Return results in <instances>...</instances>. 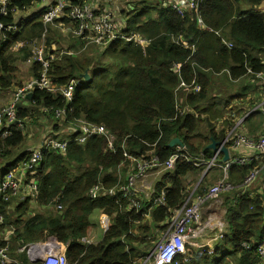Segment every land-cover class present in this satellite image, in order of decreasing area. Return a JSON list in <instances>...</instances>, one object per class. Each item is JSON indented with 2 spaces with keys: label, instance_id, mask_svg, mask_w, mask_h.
Segmentation results:
<instances>
[{
  "label": "trees",
  "instance_id": "trees-1",
  "mask_svg": "<svg viewBox=\"0 0 264 264\" xmlns=\"http://www.w3.org/2000/svg\"><path fill=\"white\" fill-rule=\"evenodd\" d=\"M91 1L71 0V4L82 6ZM127 2L132 8L136 4V0ZM263 3L264 0H202L196 10L203 21L204 28H201L195 12L180 16L169 0H140L141 10L132 11L126 6L120 13L122 23L115 21L124 25L125 31L148 39L150 44L145 49L117 42L104 48L91 46L85 51L81 40L72 35L67 40L70 45L63 46L65 37L57 25L70 28L68 19L48 26L44 38L46 52H51L53 45L55 51L52 52L56 56L49 68L52 84L65 86L72 80L82 79L86 71L90 81L76 89L68 105L58 95L38 89L32 92L30 100L18 104L17 120L23 123L24 130H13L9 137L0 138V164L13 165L28 160V152H20V149L26 140V123H33L38 114L49 115L55 122L51 138L67 134L74 120L103 125L114 138V152L107 149L105 139L95 137L84 145L70 144L63 155L46 152L39 169L27 176L37 187L34 198L25 197L21 201L13 198L4 202L0 197V215L4 220L0 235L13 230L9 241L11 253L27 243L53 241L66 246L67 264H133L148 255L157 240L159 226L170 219L172 211L182 207L191 191L190 182L200 179V169L185 159L177 160L174 169L155 184V195L167 191L165 207L156 209L146 218V202H141L140 210L135 211L121 195V203L115 205L109 197L101 195L93 199L88 193L96 186L107 191L122 184L118 177L126 173L119 167L124 161L121 152L124 141L128 153L135 158L152 152L164 163L182 147L185 149L182 154L188 158L203 155L206 161L211 159L213 151L208 146L213 141L222 143L235 123L232 117L223 115L224 107L214 109L215 101L209 100L213 75L227 70L231 80H239L264 73L261 60L264 13L257 9ZM38 6V0L11 3V7L23 11L22 14ZM39 12L42 10L23 18L18 31L0 47V92L22 86L14 84L15 66L19 61L28 64L30 79L39 76L40 66L31 61L29 47L16 48L18 42L29 45L41 38L44 29ZM16 19L18 16L9 15L0 18V22L9 25ZM176 40L194 45L196 51L191 55L189 49L174 43ZM222 40L232 44V50L227 49ZM174 65H182L179 76L187 84L195 77L200 87L197 94H184V105L179 107L174 93L179 77L172 71ZM27 101L28 107L23 108ZM185 107L192 108L198 115L183 113ZM45 108L52 111L45 113ZM62 108L71 112L64 120L57 121L53 110ZM223 116L220 125L224 128L218 133L215 122ZM173 139H178L181 146L169 148ZM225 147H229V143ZM222 157L219 154L220 160ZM257 167L259 163L255 161L230 167L227 181L234 189L223 198L227 229L217 235L212 248L196 249L186 245L185 254L171 264H263L259 246L264 242V175L261 173L253 184H258L254 191L238 196L245 178ZM215 170L213 180L223 176L221 170ZM211 172L196 188V195H202L212 185L207 181ZM33 206L44 213L34 212ZM101 213L111 217L108 231L91 245L83 244L81 240L87 238L88 231L95 225L92 220ZM2 246L4 243L0 240ZM18 260L27 264L23 256Z\"/></svg>",
  "mask_w": 264,
  "mask_h": 264
},
{
  "label": "built area",
  "instance_id": "built-area-1",
  "mask_svg": "<svg viewBox=\"0 0 264 264\" xmlns=\"http://www.w3.org/2000/svg\"><path fill=\"white\" fill-rule=\"evenodd\" d=\"M12 1L0 0V18H5L9 15H13L14 17L18 16V20L16 19L13 24L5 25L0 22V47L7 42L9 36L14 35L18 31L22 19L27 17V14L30 13L32 15L40 9L42 10L41 13L39 12L40 21L44 30L41 38L32 41L29 46L32 55L31 61L40 66L39 76L34 79H29L27 83L16 88L11 102L0 109V138L9 137L13 130H24L23 123L17 120V106L26 100V96L29 93H32L36 89L44 90L47 93L58 95L62 102L68 105L73 101L76 89L85 85V81L80 79L72 80L65 86L57 87L50 80L49 68L56 58L53 53L55 47L52 45L51 52H46L44 38L48 26H52L55 21L63 20L64 18L68 19L67 25L70 28H66L61 24H58L57 27L60 31H68L72 36L79 38L85 48L89 45L104 48L112 43L123 42L126 44H134L141 49H145L150 44V41L140 34L133 31H125V28L115 21L113 14L106 9L103 0H101V3H98L99 0H96L82 6H73L71 0H38V8L29 10L24 14H22L23 11L20 12L17 8L11 7ZM169 2L176 13L183 16L186 13H196L202 0H169ZM196 21L199 27L204 28L203 21L197 13ZM174 43L183 46L185 49H189L191 55L196 51L194 45L190 46L184 42L179 43L177 40ZM222 44L227 49L232 50V44L225 40H222ZM16 48L22 49V45L17 44ZM60 54L63 53L61 52ZM192 65L196 67V65ZM181 67L182 65H174L172 67L173 73L179 77L178 87L174 91L176 99L179 97L177 94L179 91L182 96L184 94L200 92V87L196 85L195 77L187 84L179 76ZM248 73L251 74L250 71ZM255 78L261 81L263 95L261 101L258 103V107L248 112L246 117L258 111L263 121L259 135L249 136L245 133L238 134L237 129L243 121L241 119L231 131L227 132L223 142L219 145L218 151L213 153L210 160L206 161L203 155H200L197 159L188 158L182 154L183 152L185 153V149L181 147L177 148L175 154L164 163H161L156 156H153L152 152L142 157H133L128 153L126 149L127 145L124 141L121 146L124 161L119 166L126 171L122 184H117L114 188L107 191H104L101 186H96L89 191L88 196L90 198L96 199L104 195L114 200L115 205L121 203V198L119 197L121 195L122 199H126L135 211L140 210L141 202H146L148 209L147 214L144 216L146 218L156 209L165 207L167 191L162 190L159 195H155V184L165 173H170L174 169L177 160L185 159L193 167L202 168L204 172L203 174L201 173L200 182L213 168L222 171V179L209 186L202 195H196L195 193L200 182L193 188L195 189L194 191L191 189L182 207L172 211L170 219L159 226L157 240L154 242L149 254L141 257L133 264H171L178 256L185 254L186 245L196 249H199L200 246L204 248L203 245L199 244V241L214 231H217L214 237V241H216L217 235L223 231L211 229L213 222L220 217L217 213V205L214 206V203L223 207V202L221 204L217 201V198L234 189L232 184L227 181L230 167L245 166L252 161L259 163V167L253 169L245 178L242 187L239 188L238 196L245 194L264 171V74L258 73L255 75ZM177 106L179 107L178 102ZM43 111L50 113L52 108H45ZM68 112H71V110L68 111L66 108L53 110L54 119L62 121ZM183 113H185L184 110ZM68 131L70 134L69 138H48L38 149L30 152L26 162L16 163L4 172L0 179V197L4 202H8L13 198L21 197L23 200L25 197L34 198L36 196V184L32 180H27V176L39 169L46 152H58L63 155L70 144L84 145L87 140L93 137L105 139L107 149L114 152V138L103 125L90 124L78 119L74 120L73 128L68 129ZM226 143H229V147H226L228 149V160L222 163V159L220 160L218 156L221 154L220 150L222 147H225ZM130 165L133 167L131 170ZM152 171H157L161 175L156 176V181L153 183V186L147 189L143 181ZM117 173L120 174V170ZM18 174L22 175L23 178H18ZM145 174L147 175L145 176ZM120 177L118 181H122ZM138 181H140L141 186L136 187ZM143 188L146 190H143ZM139 194L141 195L140 197L137 196ZM212 206L214 207L211 208ZM222 214L225 219V208ZM110 222L111 217L105 214L100 215L98 224L102 234L108 231ZM3 224V216L0 215V226ZM129 234L131 235V233ZM12 235L13 230L11 229L7 230L4 235H0V240L4 243V246L0 247V264H22L18 258L12 256L10 251L9 241ZM81 241L85 245L92 244V241H88L86 238ZM15 253L19 256H24L27 264H49V261H54L52 264H67L66 246L59 242L41 241L27 243L17 248ZM259 253L262 258L261 262L264 264V242L259 246Z\"/></svg>",
  "mask_w": 264,
  "mask_h": 264
},
{
  "label": "rangeland",
  "instance_id": "rangeland-1",
  "mask_svg": "<svg viewBox=\"0 0 264 264\" xmlns=\"http://www.w3.org/2000/svg\"><path fill=\"white\" fill-rule=\"evenodd\" d=\"M92 1H96V0H92ZM103 1H104V5H105L106 9L108 11H110L112 14L115 13V11L117 9L118 10L125 11L126 10V6L128 4L127 0H103ZM98 3H101V0H99ZM127 7L129 8L131 6H127ZM138 9H140V10L142 9V5L140 4V0H136V4L133 5L132 11H137ZM120 16H121V14H120ZM62 35L65 37V41L62 39V45L63 46H69L70 45V41H67V40H68V36H70L71 34L68 31H65V32L62 33ZM55 37H56V34H55ZM18 45H22V49H27L30 46V44L28 45L26 42H23V41L18 42ZM91 46H95V45L86 46L85 51L88 50ZM97 47H99V46H97ZM76 50H77V48H76ZM261 60L264 61V56H261ZM15 67H16V72H15V75H14V84L15 85H17V84L24 85L27 82L26 80L30 78L29 75H28V64H24L23 61H19ZM222 73H225L226 76L228 75L227 70L226 71L224 70V71H222L220 73H215L213 75L214 83H213V86L211 87V90L209 91V95H210L209 100H214L215 101L214 102L215 103L214 104V109H221L223 107V105H224V101L229 99V101L225 103V106L227 107L226 108V111L234 112L233 115H235V117L232 118V119L234 121L236 120V122H235V124H236L239 121L237 119H239V116L240 115L239 116L236 115L237 114V111H234L233 109L240 108L238 105L241 104V106H244V107H247L248 106V110H250L251 107H252V105L254 104V100H255L254 94H250V95L244 97L243 98V102L240 103V104H238L240 102V98L241 97H237L236 96V95H238V93L236 91V89H237V83H231V82L226 81V79H224V78L221 77L222 75H224ZM11 92L12 91H10L9 94H11ZM177 94L180 97H177L176 101L179 103L180 106H183L184 105V96H182V94H181L180 91ZM262 95H263V93H262ZM9 96L10 95H7V94L6 95L5 94H1V92H0V106H1L0 109L3 108V107H5V106H7V105H4V106H2V105L6 103V101H7V99H8ZM259 102H260V100H259ZM239 110L242 112L243 109H239ZM184 111H185L186 114L188 113V114L194 115V116L198 115L196 112H194V110H192V108H189V107H185L184 108ZM233 115H231V116H233ZM39 117L40 116L38 114V116L35 118V121L34 122H36V120H38ZM201 117H202V119L205 118L204 116H201ZM226 117H228V116H226ZM224 118L225 117L223 116V117L219 118L218 121L215 122V126H216V130L215 131L218 132V133H219V131H221L224 128L222 125H220V123L224 120ZM212 122L214 123V121H212ZM33 123H30V125H32ZM213 123H211V124H213ZM26 124H27V127H26V130H27L28 127H29V124L28 123H26ZM242 127H243V124L241 122L240 123V128L237 129V133L238 134L239 133H244L242 131ZM243 130L246 131V128L243 127ZM62 131H66V130H62ZM62 137L63 138H69L70 137V134L69 133L63 134ZM132 168L133 167L130 165V170ZM199 169H200V173L203 174V172H204L203 169L202 168H199ZM215 169L216 168H213L211 174L208 175V177H207V181H208V183L210 181V184H215L216 182H218L219 180L222 179V176H220V177H217L216 179L213 180V176L212 175L216 171ZM3 170H4V172L6 171V169H2L1 171H3ZM262 173L264 175V171ZM146 175L147 174H145V176ZM159 175H161L159 172L152 171V173H150L147 177H145L143 183L146 184V188L147 189L148 188H151L153 186V183L156 181V178L155 177L156 176H159ZM118 180H119V177H118ZM120 180L123 181V176L120 177ZM200 180H201V178L198 179L196 182L191 181L190 184H189V186H190L189 189H193L197 185V183L200 182ZM150 184H152V185H150ZM139 186H141L140 181H138L136 183V187H139ZM256 186H258V184L253 185L252 188L249 189V190H247V191L248 192L249 191H254L252 189L254 187H256ZM143 190H146V189L143 188ZM194 190L195 189H193V191ZM137 196L140 197L141 195L139 194ZM223 198H224V194H222L220 197H218L217 198V201H219L222 204ZM17 199H18V201H21L22 200L21 197L20 198H17ZM215 205H217V208L216 209H217V213L219 214L220 217H219L218 220H216V221L213 222V224H212L213 226L211 227V229L213 228V230L219 229L221 231H224V230L227 229V224H226L225 219H224V216L222 214V212L224 211V208L221 205H218V204H215L214 203V206ZM214 206H212L211 208H213ZM34 207L35 206H33V208H32V210L34 212H37L38 213V211H39L40 213H44L40 209L38 210L37 208H34ZM47 208L50 209V210H56L54 208H49V207H47ZM100 215H102V213L99 214L97 217H95L92 220V222L95 225L88 231V234H87V238L86 239L88 241H92V243H94L96 240L97 241L100 240L101 239V236H102V233L99 230V224H98V219H99ZM202 220H203V218H202ZM155 230H157V229H155ZM209 235H212V233H210ZM199 244L203 245L205 248H212L213 245H214V243L208 245V242L206 240L199 241ZM153 245H154V243H152V245H151L152 248H153ZM199 249H202V247L200 246ZM50 262L52 264L54 261H50Z\"/></svg>",
  "mask_w": 264,
  "mask_h": 264
},
{
  "label": "crops",
  "instance_id": "crops-1",
  "mask_svg": "<svg viewBox=\"0 0 264 264\" xmlns=\"http://www.w3.org/2000/svg\"><path fill=\"white\" fill-rule=\"evenodd\" d=\"M257 9H258L259 13H264V3L260 7H258ZM121 11H123V10H118L117 9L115 11V13H113V17L117 20L118 23H119V21H120V23H122V21H123L122 20L123 18L120 16ZM30 15H31L30 13L27 14V17H29ZM183 42L184 43H187L185 41H183ZM222 74H225V73H222ZM221 77L224 78V79H226V81H228V82L237 83V89H236V91H237L238 95H236V96L237 97H241L240 98V102L238 104H240V103L243 102V98L244 97H246V96H248L250 94H254L255 100H254V104L252 105V107H251L250 110H248V106L247 107H244V106H241V104L238 105L240 108H235L233 110L234 111H237V114L236 115H238V116L240 115L239 116V119H237V120L240 121L241 119H243L242 124H243V127L246 128V131L243 130V127H242V131L245 134H247L249 136H257V135H259L261 133L263 121H262L261 116L258 114V111H256L255 113L250 114L247 117H246V114L248 112H250L251 110L255 109L256 107H258V104L257 103L259 102V100L261 101V99H262L263 90H262L261 81L260 80L258 81L256 78H253L250 75H248V76H246L244 78H241L239 80H231L230 77H229V74L227 75V77H224V75H222ZM29 79H27L26 81L28 82ZM10 91H12L11 94H9ZM10 91L1 92V94L10 95L8 97L6 103L3 104L2 106L8 105L11 102V99H12L11 96H13L12 94H14V90L12 89ZM228 101H229V99L224 101L223 107L225 108V110L227 108L225 106V103L228 102ZM27 104H28V101H27V103H24L23 104V108H27L28 107ZM239 109H243L242 112ZM233 114H234V112L226 111V112H224L223 115L231 116ZM39 116L40 117L38 118V120H36V122H34L32 125H30V123L27 122L29 124V127L26 130V132H25V134H26V140H25V143H24V147L22 149H20V152L23 151V150H25L24 153H27L28 152L27 153L28 157L30 155V152L38 149L44 141H46L48 138H50L52 136V134H51V130L52 129L51 128H53V126L55 125V122L52 120L51 117H49V115H42V114L40 115L39 114ZM231 117L234 118L235 115H233ZM235 122H236V120H235ZM234 126H235V123H234ZM233 127L230 128L228 131H231L233 129ZM239 128H240V126H239ZM67 132L69 133V131H67ZM62 135L60 137H62ZM15 153H16V156H17L19 154L18 150ZM18 163H20V162H18ZM13 166H14V164L12 165V164H10V162H8V164H6L4 166H2L0 164V179H1V176L4 174V170L3 171H1V170L2 169H6V171H7L8 169H10L8 167H13ZM18 178L21 179V178H23V176L20 175V174H18ZM34 208H37V207L35 206ZM215 235L216 234H214V235H209L208 234L202 240L203 241L206 240L208 242V245L209 244H212V243H214V237H215ZM12 256L13 257H16V258H20V256L17 255L15 252L12 253Z\"/></svg>",
  "mask_w": 264,
  "mask_h": 264
},
{
  "label": "water",
  "instance_id": "water-1",
  "mask_svg": "<svg viewBox=\"0 0 264 264\" xmlns=\"http://www.w3.org/2000/svg\"><path fill=\"white\" fill-rule=\"evenodd\" d=\"M82 79L85 81V83H88L90 81V77L88 75V72L86 71L83 75H82ZM32 98V93H29L26 96L27 100H30ZM175 145L181 146V142L178 139H173L172 141H170V143L168 144L169 148L174 147ZM219 143L216 142H211L210 145L208 146V148L213 151V153H216L218 151L219 148ZM221 154L223 155V158L221 160L222 163L226 162L228 160V149L226 147H222V149L220 150Z\"/></svg>",
  "mask_w": 264,
  "mask_h": 264
},
{
  "label": "bare ground",
  "instance_id": "bare-ground-1",
  "mask_svg": "<svg viewBox=\"0 0 264 264\" xmlns=\"http://www.w3.org/2000/svg\"><path fill=\"white\" fill-rule=\"evenodd\" d=\"M48 263L50 264L51 262L49 261Z\"/></svg>",
  "mask_w": 264,
  "mask_h": 264
}]
</instances>
